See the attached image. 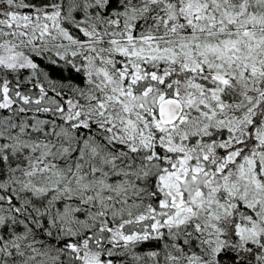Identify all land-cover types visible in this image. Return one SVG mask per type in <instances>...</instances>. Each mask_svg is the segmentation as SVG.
I'll use <instances>...</instances> for the list:
<instances>
[{
  "label": "snow or ice",
  "instance_id": "snow-or-ice-1",
  "mask_svg": "<svg viewBox=\"0 0 264 264\" xmlns=\"http://www.w3.org/2000/svg\"><path fill=\"white\" fill-rule=\"evenodd\" d=\"M0 264H264V0H0Z\"/></svg>",
  "mask_w": 264,
  "mask_h": 264
}]
</instances>
